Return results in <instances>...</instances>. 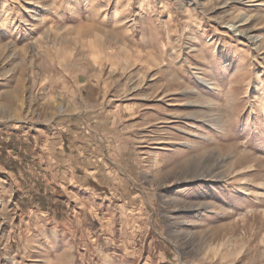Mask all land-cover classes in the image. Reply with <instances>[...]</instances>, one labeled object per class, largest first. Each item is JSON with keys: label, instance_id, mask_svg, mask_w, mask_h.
<instances>
[{"label": "rangeland", "instance_id": "1", "mask_svg": "<svg viewBox=\"0 0 264 264\" xmlns=\"http://www.w3.org/2000/svg\"><path fill=\"white\" fill-rule=\"evenodd\" d=\"M0 264H264V0H0Z\"/></svg>", "mask_w": 264, "mask_h": 264}, {"label": "bare ground", "instance_id": "2", "mask_svg": "<svg viewBox=\"0 0 264 264\" xmlns=\"http://www.w3.org/2000/svg\"><path fill=\"white\" fill-rule=\"evenodd\" d=\"M230 27H231V26H230ZM231 29H232V30H236L239 34L243 35V34H242L241 27H240L239 25H238L237 27L232 26ZM232 30H231V31H232Z\"/></svg>", "mask_w": 264, "mask_h": 264}]
</instances>
